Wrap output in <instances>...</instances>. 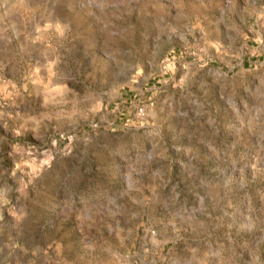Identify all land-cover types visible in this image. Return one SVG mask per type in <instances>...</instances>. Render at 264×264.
Instances as JSON below:
<instances>
[{
  "label": "rangeland",
  "instance_id": "1",
  "mask_svg": "<svg viewBox=\"0 0 264 264\" xmlns=\"http://www.w3.org/2000/svg\"><path fill=\"white\" fill-rule=\"evenodd\" d=\"M0 264H264V0H0Z\"/></svg>",
  "mask_w": 264,
  "mask_h": 264
},
{
  "label": "built area",
  "instance_id": "2",
  "mask_svg": "<svg viewBox=\"0 0 264 264\" xmlns=\"http://www.w3.org/2000/svg\"><path fill=\"white\" fill-rule=\"evenodd\" d=\"M144 111H143V109L142 108H140L139 109V113H143Z\"/></svg>",
  "mask_w": 264,
  "mask_h": 264
}]
</instances>
